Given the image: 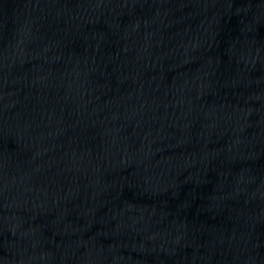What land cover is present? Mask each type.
Listing matches in <instances>:
<instances>
[{"label":"water","instance_id":"obj_1","mask_svg":"<svg viewBox=\"0 0 264 264\" xmlns=\"http://www.w3.org/2000/svg\"><path fill=\"white\" fill-rule=\"evenodd\" d=\"M0 264H264V0H0Z\"/></svg>","mask_w":264,"mask_h":264}]
</instances>
